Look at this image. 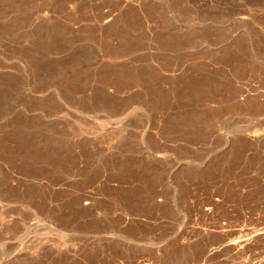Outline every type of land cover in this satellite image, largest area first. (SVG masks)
<instances>
[{
    "label": "rangeland",
    "instance_id": "rangeland-1",
    "mask_svg": "<svg viewBox=\"0 0 264 264\" xmlns=\"http://www.w3.org/2000/svg\"><path fill=\"white\" fill-rule=\"evenodd\" d=\"M263 228L264 0H0V264H264Z\"/></svg>",
    "mask_w": 264,
    "mask_h": 264
},
{
    "label": "bare ground",
    "instance_id": "bare-ground-1",
    "mask_svg": "<svg viewBox=\"0 0 264 264\" xmlns=\"http://www.w3.org/2000/svg\"><path fill=\"white\" fill-rule=\"evenodd\" d=\"M254 31V30H253ZM212 206V205H211ZM211 208V207H210ZM261 230V229H260ZM259 230H257V232H258ZM252 232V231H251ZM249 233V232H248ZM255 233V232H254ZM243 234H244V231H243ZM243 234H242V236H240L241 237V239H239L238 241H235V242H233V243H230V246L232 245L233 247H235V248H237V249H242V248H244V247H246V246H248V245H253V243H255V244H257V241L261 238L262 239V237H264V228L261 230V232H259V233H257L256 235H253V236H250V238H247V239H244V236H243ZM251 234H253V233H251ZM248 235V234H247ZM262 241V240H261ZM258 245V244H257ZM257 245H255V246H257ZM244 250V249H243Z\"/></svg>",
    "mask_w": 264,
    "mask_h": 264
}]
</instances>
